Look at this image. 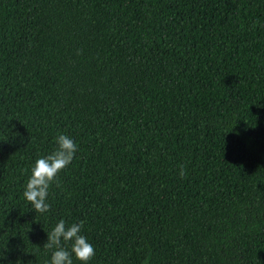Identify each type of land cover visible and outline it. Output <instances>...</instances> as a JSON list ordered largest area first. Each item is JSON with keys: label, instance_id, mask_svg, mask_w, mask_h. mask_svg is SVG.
Instances as JSON below:
<instances>
[{"label": "trees", "instance_id": "obj_1", "mask_svg": "<svg viewBox=\"0 0 264 264\" xmlns=\"http://www.w3.org/2000/svg\"><path fill=\"white\" fill-rule=\"evenodd\" d=\"M61 219L88 264H264V0H0V264H49Z\"/></svg>", "mask_w": 264, "mask_h": 264}, {"label": "clouds", "instance_id": "obj_2", "mask_svg": "<svg viewBox=\"0 0 264 264\" xmlns=\"http://www.w3.org/2000/svg\"><path fill=\"white\" fill-rule=\"evenodd\" d=\"M56 144L55 151L35 161L23 192L25 199L31 203L36 213H45L50 210L51 205L47 202L48 190L52 183L56 182L58 174L71 164L78 151L74 139L66 134H58ZM184 174L183 166H181L180 175ZM83 225L84 221L66 225L61 219L51 232H47L48 239L44 247L55 249L49 264H73V254L82 264H88L95 256L94 246L81 234ZM62 240L65 243L71 242L70 250L62 246Z\"/></svg>", "mask_w": 264, "mask_h": 264}]
</instances>
